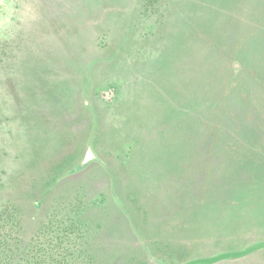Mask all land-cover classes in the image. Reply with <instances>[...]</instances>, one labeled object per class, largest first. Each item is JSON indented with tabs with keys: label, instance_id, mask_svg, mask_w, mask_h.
<instances>
[{
	"label": "rangeland",
	"instance_id": "obj_1",
	"mask_svg": "<svg viewBox=\"0 0 264 264\" xmlns=\"http://www.w3.org/2000/svg\"><path fill=\"white\" fill-rule=\"evenodd\" d=\"M183 3L0 0V42L9 40L11 52L4 61L10 70L0 75V154L2 146L9 158L17 154L14 149L21 153L19 165L6 169L38 176L86 165L55 184L50 200L62 216L83 224L80 235L91 229L99 238L124 240L123 224L130 219L149 244L165 239L156 249L149 247L154 262L134 241L122 243L124 253H138L130 264H185L264 242L262 224L226 228L241 218L243 207L215 213L212 201L194 196L206 188L195 174L205 157L199 148L239 145L196 135L202 93H222L219 99L227 105L228 68L222 59L213 61L209 46L198 47V10L186 20ZM200 64L206 65L201 76ZM216 70L221 82L215 81ZM34 108L71 125L56 121L46 135L37 128L40 120L32 123ZM203 122L211 124L208 118ZM243 146L252 148L249 142ZM233 156L244 153L230 152ZM206 157L207 163L214 160L211 153ZM226 168L219 174H228ZM211 264H264V248Z\"/></svg>",
	"mask_w": 264,
	"mask_h": 264
},
{
	"label": "trees",
	"instance_id": "obj_2",
	"mask_svg": "<svg viewBox=\"0 0 264 264\" xmlns=\"http://www.w3.org/2000/svg\"><path fill=\"white\" fill-rule=\"evenodd\" d=\"M182 3L185 9L180 14L186 20L194 12L193 8L198 10V47L200 44L209 46L213 61L222 59L228 68L227 105L219 99L222 93H202L196 135L200 139L237 141L239 145V148L231 149V146L219 143L213 148H199L200 155L205 157L196 166L195 174L200 176V186L206 188L198 189L194 196L199 201H212L210 208L215 206L213 212L216 210L217 213L224 209L227 211L230 206L243 207L241 218L226 228L238 230L250 224L264 225V0H182ZM213 20L219 22V29L212 27ZM7 43L0 42V75L10 70V63L4 64L5 59L11 56ZM205 66L200 64V76ZM221 80V73L216 70L215 81ZM48 110L51 111L50 108ZM32 111V123L40 120L37 128L43 133L56 121L64 128L71 125V121L55 117L54 112L42 114L35 108ZM206 118L211 121L210 125L203 122ZM223 137L228 139L223 140ZM247 142L252 145L251 149L243 146ZM1 148L7 150L6 146ZM6 150L0 154V264H130V259L135 260L138 253L128 255L123 252L122 247L126 245L122 243L129 245V240L142 247L144 256L154 262L155 257L149 247L156 249L165 239L157 238L149 244L139 234L137 222L134 224L129 219L123 224L127 226V239L116 240L102 234L99 238L100 232L94 235L91 229L88 235L86 232L80 235L83 224L70 220L67 215L62 216L60 207L55 210L56 204L50 200L52 188L75 176L86 165L79 163L71 169H56L38 176L9 174L6 167L10 168L9 165L14 163L18 166L21 153L14 149L12 152L17 154L9 158ZM230 152L244 153V157H229ZM210 153L215 161L212 159L208 164L203 160L211 159L206 157ZM226 166L229 173L220 175V170ZM110 180V177L109 180L105 178L104 185H109ZM211 183L212 187L207 186ZM53 199L58 200L57 197ZM94 229L98 230L99 226ZM81 237L82 247H78ZM96 247L100 252L91 251ZM80 249L81 252L76 254Z\"/></svg>",
	"mask_w": 264,
	"mask_h": 264
},
{
	"label": "water",
	"instance_id": "obj_3",
	"mask_svg": "<svg viewBox=\"0 0 264 264\" xmlns=\"http://www.w3.org/2000/svg\"><path fill=\"white\" fill-rule=\"evenodd\" d=\"M261 248H264V242L254 244L245 250L225 252V253H222V254H219V255H216L213 257L195 259V260L189 261L185 264H211V263L217 262V261L222 260V259L241 257V256L247 255V254L252 253L253 251H255L257 249H261Z\"/></svg>",
	"mask_w": 264,
	"mask_h": 264
}]
</instances>
